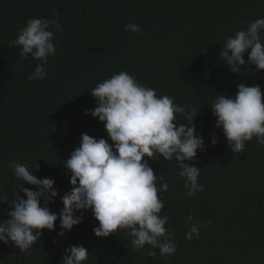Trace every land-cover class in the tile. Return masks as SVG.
Wrapping results in <instances>:
<instances>
[{
  "label": "trees",
  "instance_id": "16d2710c",
  "mask_svg": "<svg viewBox=\"0 0 264 264\" xmlns=\"http://www.w3.org/2000/svg\"><path fill=\"white\" fill-rule=\"evenodd\" d=\"M39 17H59L63 31H54L57 51L44 65L47 78L29 81L40 61L21 59L12 41ZM262 17L264 0H0V195L15 198L19 182L11 162L27 163L38 178L55 181L60 196L50 208L60 213L72 188L63 160L82 134L108 139L103 123L85 114L97 106L90 91L121 71L200 111L195 128L206 146L190 162L204 186L192 197L175 162L148 161L169 185L158 195L165 204L161 215L169 216L166 227L175 232L173 256L165 259L156 249L151 257L147 245L136 251L123 232L95 236L98 221L85 211L83 222L63 237L59 221L55 230H43L31 255L0 241V264H61L65 249L81 244L90 252L87 264H264V147L253 138L245 152L233 154L209 107L214 95L235 96L240 83L264 92V70L249 65L237 75L219 60L224 38ZM130 23L142 31H125ZM9 209L0 202V221ZM189 215L207 225L191 241L185 238Z\"/></svg>",
  "mask_w": 264,
  "mask_h": 264
},
{
  "label": "clouds",
  "instance_id": "9594fccd",
  "mask_svg": "<svg viewBox=\"0 0 264 264\" xmlns=\"http://www.w3.org/2000/svg\"><path fill=\"white\" fill-rule=\"evenodd\" d=\"M54 31H63L59 17L31 18L12 41L13 47L20 48L21 59L31 55L40 61L29 81L47 78L44 65L57 51ZM125 31L140 33L142 28L130 23ZM222 44L219 60L233 74H240L242 67L247 70L249 65L264 70V17L225 37ZM237 88L235 96L214 95L209 105L216 127L222 129L233 154L245 152L253 138L264 147V92L258 84L240 83ZM90 93L97 106L85 114L103 123L108 139L82 134L79 147L63 160L72 188L63 195L59 214L50 208L60 196L55 181L38 178L27 163L12 161L19 191L11 200L0 195V202L10 206L7 218L0 221V241L31 255L30 249L41 239L43 230H55L59 221L58 236L63 237L83 222L85 211H91L98 221L93 228L95 236L107 238L123 232L136 251L145 250L147 245L149 256L155 257L158 249L167 259L176 253L178 245L175 232L166 227L169 216L161 215L165 204L158 193H166L169 185L148 161L161 157L167 163L175 162L187 196L202 192L201 171L190 163L197 159L198 150L206 149L203 136L195 128L200 111L197 114L195 107L175 103L173 96L158 95L125 71L97 83ZM211 142L216 145L219 140L213 135ZM25 184L35 186V190ZM187 224L185 238L189 241L200 236L201 227H207L194 223L191 215ZM89 254L84 245H71L65 249L61 264H87Z\"/></svg>",
  "mask_w": 264,
  "mask_h": 264
}]
</instances>
